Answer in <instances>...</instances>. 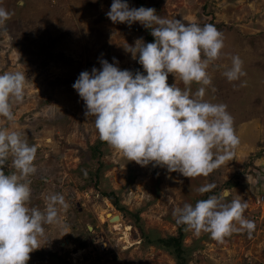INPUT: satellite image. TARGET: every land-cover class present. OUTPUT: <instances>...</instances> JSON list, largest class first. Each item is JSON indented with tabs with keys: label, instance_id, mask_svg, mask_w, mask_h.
<instances>
[{
	"label": "rangeland",
	"instance_id": "obj_1",
	"mask_svg": "<svg viewBox=\"0 0 264 264\" xmlns=\"http://www.w3.org/2000/svg\"><path fill=\"white\" fill-rule=\"evenodd\" d=\"M127 2L185 23H210L223 34L221 54L208 67L215 91L206 88L203 99L227 105L239 144L232 158L207 177L188 178L163 166L128 161L99 138L72 84L80 72L99 69L100 59L112 63L115 58L121 69H140L124 47L137 38L151 42L150 31L139 23L109 20L112 0H0V7L12 13L5 21L7 32L0 34V73L24 72L28 79L23 100L13 106L14 121L0 117V127L14 124L37 148L31 205L43 210L50 193L63 195L69 205L60 213L69 233L46 225L41 248L29 254L27 263L178 264L158 239L176 237L173 210L207 198L211 192L200 194L197 188L215 183L211 195L229 189V200L248 202L244 215L255 229L218 242L184 225V263L264 264V0ZM234 55L243 61L246 75L229 82L222 73ZM174 82L169 74L167 83ZM176 84L185 87L179 78ZM190 87L195 92L199 85ZM4 171H14L11 157ZM113 200L129 214L115 208ZM104 212L119 215L118 230L101 220Z\"/></svg>",
	"mask_w": 264,
	"mask_h": 264
},
{
	"label": "clouds",
	"instance_id": "obj_2",
	"mask_svg": "<svg viewBox=\"0 0 264 264\" xmlns=\"http://www.w3.org/2000/svg\"><path fill=\"white\" fill-rule=\"evenodd\" d=\"M11 15L0 7V34L7 32L5 21ZM106 16L114 23H139L154 39L137 38L124 47L143 72L121 69L115 58L112 63L100 59L99 69L80 72L72 84L99 138L128 161L163 166L188 178L207 177L229 161L239 144L233 118L226 104L203 99L206 88L215 91L208 67L221 54L223 34L213 24L185 23L158 15L151 7H130L127 0H112ZM242 65L239 56H232L223 76L229 82L240 80L246 75ZM169 74L175 78L171 85ZM177 78L185 87L177 86ZM27 82L24 72L0 73V117L14 121L13 106L23 100ZM194 83L199 85L195 92L190 87ZM245 84L241 81L240 86ZM36 151L14 124L0 127V264H27L29 254L41 248L46 225L69 233L60 216L69 207L63 195H45L43 210L31 205ZM9 157L14 171L6 173ZM215 187L205 183L197 192L209 193ZM229 196V189H223L194 205L183 204L173 210L176 223L218 242L233 233L251 235L255 222L244 215L248 202Z\"/></svg>",
	"mask_w": 264,
	"mask_h": 264
},
{
	"label": "trees",
	"instance_id": "obj_3",
	"mask_svg": "<svg viewBox=\"0 0 264 264\" xmlns=\"http://www.w3.org/2000/svg\"><path fill=\"white\" fill-rule=\"evenodd\" d=\"M151 42L153 41V37L150 38ZM141 71L143 72L142 67L140 69H136L135 71ZM104 142V141H103ZM12 171H9V173ZM214 190L211 191V193H213ZM210 193V195H211ZM112 204L115 206V208H117L118 210L122 211V213L124 214H129L124 208H121L118 206L117 201L113 200L111 201ZM184 228L183 224H179L178 226V234L176 237H170V238H166V239H158V244L160 245V247L169 250L171 253L175 254V259H177L178 264H185L184 259L182 258V252H181V245H182V230ZM146 241L149 242V239H146ZM28 264V263H27Z\"/></svg>",
	"mask_w": 264,
	"mask_h": 264
},
{
	"label": "bare ground",
	"instance_id": "obj_4",
	"mask_svg": "<svg viewBox=\"0 0 264 264\" xmlns=\"http://www.w3.org/2000/svg\"><path fill=\"white\" fill-rule=\"evenodd\" d=\"M102 221L108 220L109 224H111L113 229L118 230L121 227V221L118 214H111L110 212H104L103 215L100 217ZM128 228H126L127 230ZM66 246L65 243H63V247Z\"/></svg>",
	"mask_w": 264,
	"mask_h": 264
}]
</instances>
